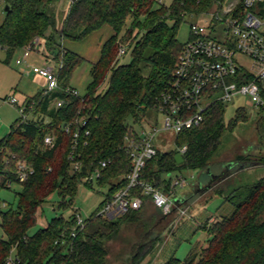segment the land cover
<instances>
[{
  "label": "trees",
  "instance_id": "1",
  "mask_svg": "<svg viewBox=\"0 0 264 264\" xmlns=\"http://www.w3.org/2000/svg\"><path fill=\"white\" fill-rule=\"evenodd\" d=\"M3 1L6 17L0 25L2 48L13 54L37 37H46L49 50L62 61V67L58 71L60 87L46 95L42 89L32 96L37 103L30 118L19 116L0 140V190L10 189L13 184L22 186L16 192L15 208L2 210L0 206L1 226L7 235L0 237V264H7L14 248L21 264H102L108 254L107 240L117 234L123 220L135 219L138 211L109 220L95 210L85 228L72 237L75 209L70 216L56 215L34 234L29 232L38 224L45 202L54 193L61 198L59 209L69 210L74 208L81 185L108 186L100 207L126 186L125 176L132 166L126 140L138 135L130 121L141 123L148 109L156 110L157 97L169 86L184 48L177 39L180 24L187 16L205 18L220 0H172L168 6L160 0H73L60 27L48 7L53 0ZM106 24L114 34L104 42L100 58L92 64V80L86 93L73 95L68 90L75 89L71 79L86 58L66 48L64 42L83 41ZM49 29L52 32L47 34ZM122 42H129L128 63H120ZM105 83L106 88L100 89ZM225 113L226 103H212L200 125L176 136L175 148L158 149L147 161L142 178L170 193V187L175 188L169 174L206 169L221 147L223 133L248 120L243 107L228 123ZM83 118L86 125L77 122ZM257 122L262 147L264 109L258 112ZM50 132L57 137L52 148L44 142ZM75 132L79 133L76 146L82 165L74 172L69 153L75 144ZM185 145L187 151L179 163L176 155ZM105 160L110 163L93 180V173ZM235 160L237 170L231 169L225 175L264 165V154H239ZM19 161L33 167L25 182L19 180ZM224 191V186L219 189L222 195ZM245 192L231 215L211 224L209 218L200 226L210 234L206 246L193 248L184 260L173 256L161 264H264V175L252 184L235 188L225 201ZM135 193L147 200L141 188ZM149 246L150 242L138 244L130 264H141L150 252Z\"/></svg>",
  "mask_w": 264,
  "mask_h": 264
},
{
  "label": "rangeland",
  "instance_id": "2",
  "mask_svg": "<svg viewBox=\"0 0 264 264\" xmlns=\"http://www.w3.org/2000/svg\"><path fill=\"white\" fill-rule=\"evenodd\" d=\"M72 1L53 0L48 6L51 12H54L56 15L57 25H59V21H63L67 16ZM171 2L172 0H160V4L167 6ZM5 17L6 11L2 5L0 6V25L3 23ZM195 23L206 24L212 37L225 42L226 36L222 22L218 23L213 20L209 22L202 16H187L178 28L177 39L181 43L189 40L191 25ZM169 24H172V22H169ZM51 32L52 29H49L47 34ZM105 37H107L106 31L100 36L97 35V37L93 35L85 43L70 40L72 47L75 45L77 51L87 56V59L75 69L71 79V84L81 95L86 93L88 85L92 80V64L98 59L99 42L101 43ZM38 38L41 37H37L36 39ZM42 39L47 40L46 37H42ZM127 43L129 42H122L121 45L127 47ZM45 44V48L49 50L46 41ZM21 54L22 49L12 54L0 47V140L10 132L11 125L20 116L18 107L11 104L7 98L12 94L23 93L28 95L42 89V84H39L34 77L35 68H33L32 64L37 63L36 56L34 54L31 55L28 61V64L31 65H18L16 60ZM119 57L120 63H128L131 60V52L128 50L126 53H120L119 48ZM237 59L243 62V65L248 66L249 59L247 57L237 55ZM106 86L107 83L100 89L103 90ZM240 107L246 110L248 120L240 122L233 131L226 130L223 133L221 147L206 169H187L182 172L175 171L169 174L173 179L177 176H182L187 181L186 185H178L175 187V190L170 187V191H174L176 198H182V200L177 201V205H181L182 201V205L184 204L183 206L187 208V214L178 223H175L176 211L170 215H165L151 201H148L149 203L137 212L135 219L127 218L123 220L119 225L117 234L107 240L108 254L102 264H130L137 245L141 243L146 244L150 242L149 247L151 248L141 264H161L173 256L184 260L193 248L201 249L207 245L210 234L207 229L200 228V226L204 225L209 218L208 223L211 224L213 221L216 222L215 220L231 215L235 209V203L244 198L246 192L241 197L236 194L230 201H225L227 197L231 195L235 188L245 184H252L264 175L263 165L252 170H246L237 177L228 179L229 181L226 180L221 185V187L224 186L225 191L223 196L225 199H223L222 195H217L211 190L200 195L202 185L207 184L210 178L209 175L207 176L210 166L213 167L214 165L218 166L221 163H227L235 159L239 154H264V146L261 147L260 134L257 129L258 110L254 107L248 96L237 95L232 101L226 103V122L228 123L236 115L237 109ZM156 122L161 123V115L154 109L147 110V115L141 123H135L133 120L130 121L138 133H141L142 129L148 130L150 128L149 124ZM175 141L176 136L172 132L160 133L154 139V143L163 150L175 148ZM237 167L238 165L234 163L231 169L237 170ZM21 189V184H13L10 189L3 188L0 190V206L2 210L17 206L18 197L16 192H19ZM108 189V186H99L97 184L92 187L84 184L81 185L74 208L69 210L59 209L61 198L57 193H54L45 202L43 206L44 211L40 214L38 224L29 233L34 234L38 229L45 227L48 221L56 215L63 214L64 216H70L75 209H78L83 217L89 216L99 207ZM1 221L0 212V237L6 238L7 235L1 226ZM12 252L17 253L16 248Z\"/></svg>",
  "mask_w": 264,
  "mask_h": 264
},
{
  "label": "built area",
  "instance_id": "3",
  "mask_svg": "<svg viewBox=\"0 0 264 264\" xmlns=\"http://www.w3.org/2000/svg\"><path fill=\"white\" fill-rule=\"evenodd\" d=\"M2 5L4 1L0 0V6ZM205 18L209 22L213 20L224 24L225 42L212 37L206 24L191 25L190 38L184 43V48L179 54L172 80L157 97L156 110L161 115V123L149 124L148 130H141L142 135L136 130L138 135L127 137L126 150L131 156L132 166L125 176L126 186L118 189L111 200L98 207L97 215L114 220L141 210L150 200L165 215L176 211L175 223H178L187 214V208L177 205L174 191L166 193L162 188L142 178L147 161L161 149L154 143L155 137L163 132H172L177 136L193 126L200 125L212 103H227L237 95L248 96L258 112L264 109V0H220L206 13ZM45 41L47 42L41 37L24 46L21 56L16 60V63L21 65L32 52L43 55V65L35 67L45 78L43 95L60 87L58 71L62 67V61L57 60L55 55L45 48ZM0 47L2 48L1 43ZM126 51L127 47L121 45L120 53ZM237 55L247 57L248 66L243 65ZM68 90L73 95L80 94L77 89ZM7 100L18 107L24 120L30 118V111L37 103V100L31 97L20 100L16 94L10 95ZM77 122L86 125L87 120L83 118ZM65 126L67 127V124ZM86 133L89 134V131ZM78 135L79 133L75 132V144L69 153L74 172L82 165L76 146ZM56 139L53 132L47 133L44 137L45 145L54 147ZM179 150L184 154L187 145ZM109 163L110 161H102V166L95 170L92 179H98L102 169ZM18 167L19 180L25 182L29 174L33 173V167L24 161H19ZM172 183L175 188L178 185H186L187 181L184 177L177 176ZM139 188L147 200L135 193ZM91 214L83 217L79 211L74 213V224L70 229L72 237H76L85 228L86 220ZM7 264H21V260L15 252H11Z\"/></svg>",
  "mask_w": 264,
  "mask_h": 264
},
{
  "label": "crops",
  "instance_id": "4",
  "mask_svg": "<svg viewBox=\"0 0 264 264\" xmlns=\"http://www.w3.org/2000/svg\"><path fill=\"white\" fill-rule=\"evenodd\" d=\"M62 22L63 21H59V25L58 26H61V24H62ZM107 32V37H105L104 38V40L103 41H101V43L99 42V47H98V49H99V55H98V59L100 58V55H101V49H102V46H103V44H104V42L109 38V37H111L113 34H114V30L112 29V27L111 26H109V25H104L100 30H98V31H96V32H93L90 36H88L86 39H84L83 41H80L79 43H85V42H87L89 39H90V37H92L93 35H96V37H97V35H102L104 32ZM95 37V36H94ZM64 46L66 47V48H70V49H72V50H74V51H76V52H78V53H80L79 51H77V48H76V46L74 45L73 47L71 46V42L70 41H65L64 42ZM92 49V48H91ZM32 54H34L35 56H36V62L37 63H34V65L32 64V66H33V68H35V67H38V66H41V65H43V63H44V60H43V55H41V54H39L38 52H32L31 53V55ZM81 55H82V53H80ZM31 55L27 58V60L23 63V64H25V65H27L28 64V61H29V59H30V57H31ZM86 59H87V56L86 55H83ZM98 59L97 60H95L94 62H96V61H98ZM23 64H21V65H23ZM28 65H31V64H28ZM35 74H34V77H35V80L36 81H38V83L40 84H42V89H43V86H44V84H45V78L43 77V76H41L38 72H37V70H36V68H35ZM42 89H40L39 91H41ZM39 91L38 92H33V93H31V94H28V95H26V94H23V93H18V94H16V96L20 99V100H26V99H28V98H30V97H32V96H34V95H36L37 93H39ZM234 163L235 164H237L238 165V162L235 160V159H232L231 161H229V162H227V163H221L220 165H214L213 167L212 166H210V168L208 169V174H207V176L209 175V180H208V182H207V184H203L202 185V192H201V194L200 195H203V194H205L207 191H212L213 193H215V194H217V195H222V194H220L219 193V189L221 188V185L223 184V182H225L226 180H230V179H233V178H235V177H237L238 175H240L242 172H244V171H248V170H252V169H255V168H257V167H259V166H256V167H253V168H248V169H243V170H238V171H234V173L233 174H236V175H234L233 176V174H231V175H225L224 173H227L233 166H234ZM260 166H263V165H260ZM224 174V175H223ZM228 180V181H229ZM222 197H223V199H225L224 198V196L222 195ZM179 200H182V198L180 197L179 199L177 198V201H179ZM224 201V200H223ZM222 201V202H223ZM149 202H147V203H145L144 204V206L146 205V204H148ZM152 203V202H151ZM153 204V203H152ZM181 205H182V201H181V203H180ZM184 205V204H183ZM144 206H143V208H144Z\"/></svg>",
  "mask_w": 264,
  "mask_h": 264
},
{
  "label": "water",
  "instance_id": "5",
  "mask_svg": "<svg viewBox=\"0 0 264 264\" xmlns=\"http://www.w3.org/2000/svg\"><path fill=\"white\" fill-rule=\"evenodd\" d=\"M8 9H9V6H6V10H8ZM176 159H177V162L181 163V162L183 161V156H182V154H181V153H178V154L176 155Z\"/></svg>",
  "mask_w": 264,
  "mask_h": 264
}]
</instances>
